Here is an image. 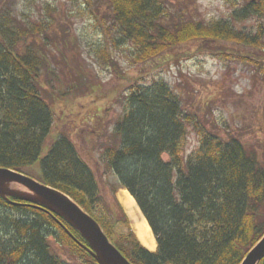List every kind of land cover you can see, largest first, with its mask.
Instances as JSON below:
<instances>
[{
    "label": "trees",
    "instance_id": "trees-1",
    "mask_svg": "<svg viewBox=\"0 0 264 264\" xmlns=\"http://www.w3.org/2000/svg\"><path fill=\"white\" fill-rule=\"evenodd\" d=\"M108 1L116 31L112 39L131 42L141 62L189 40L234 42L247 48L243 56L264 74L263 27L249 34L235 22L251 14L264 17V0H249L233 21L211 23H169L166 0ZM40 29L39 24L22 28L0 16V166L36 169L29 175L71 196L112 241L114 227L128 225L113 242L133 264H241L264 236V158L237 138L199 128L164 79L133 82L113 138L100 148L101 162L104 173L117 177L118 187L133 194L148 219L158 242L156 250H149L117 199H104L102 184L75 141L67 134L49 138L54 112L42 84L45 54L37 40L28 43ZM214 50L224 52L218 46ZM191 126L200 145L185 160L182 150ZM79 241L88 244L58 214L0 197V264H72L55 252L54 242L99 264Z\"/></svg>",
    "mask_w": 264,
    "mask_h": 264
},
{
    "label": "rangeland",
    "instance_id": "rangeland-1",
    "mask_svg": "<svg viewBox=\"0 0 264 264\" xmlns=\"http://www.w3.org/2000/svg\"><path fill=\"white\" fill-rule=\"evenodd\" d=\"M248 1L166 0L167 21H233L235 13ZM108 2L0 0V16L8 17L22 28L41 25L42 33L37 39L29 38L28 43L34 45L37 40L45 54L42 84L54 112L49 138L67 134L75 141L81 156L101 182L104 199L108 202L117 199L122 205L118 198V179L113 173H104L100 148L113 138L116 122L125 112L126 95L135 81L148 83L164 79L180 95L184 108L199 128L217 132L225 139L237 138L257 150L263 159L264 74L243 56L248 55L247 48L234 42L218 45L211 40L195 39L141 62L135 58L136 48L131 42L117 44L112 39L116 31ZM235 22L249 34L262 32V27L264 32V17L258 14ZM21 45L24 48L25 43ZM216 45L224 52H213ZM199 145L200 135L191 126L182 158L186 160ZM163 157L170 158L167 153ZM36 171L28 169L24 173L35 175ZM114 185L117 190L113 192ZM128 217L131 229L140 240L135 220ZM127 230L128 225L117 224L113 241ZM52 247L72 264H89L75 256L68 245L54 242Z\"/></svg>",
    "mask_w": 264,
    "mask_h": 264
},
{
    "label": "water",
    "instance_id": "water-1",
    "mask_svg": "<svg viewBox=\"0 0 264 264\" xmlns=\"http://www.w3.org/2000/svg\"><path fill=\"white\" fill-rule=\"evenodd\" d=\"M0 197L18 198L43 207L64 218L86 240L80 244L99 264H133L106 234L101 224L67 193L10 167L0 166ZM264 258V236L241 264H259Z\"/></svg>",
    "mask_w": 264,
    "mask_h": 264
},
{
    "label": "bare ground",
    "instance_id": "bare-ground-1",
    "mask_svg": "<svg viewBox=\"0 0 264 264\" xmlns=\"http://www.w3.org/2000/svg\"><path fill=\"white\" fill-rule=\"evenodd\" d=\"M118 198L128 215L135 220L134 227L140 240L150 250H156L158 242L153 229L133 194L127 188L121 187L118 191Z\"/></svg>",
    "mask_w": 264,
    "mask_h": 264
}]
</instances>
